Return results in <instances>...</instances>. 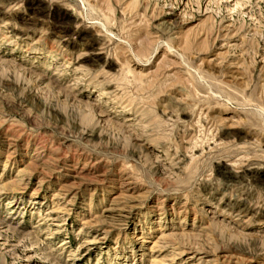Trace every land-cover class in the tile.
<instances>
[{"label":"rangeland","instance_id":"374dc122","mask_svg":"<svg viewBox=\"0 0 264 264\" xmlns=\"http://www.w3.org/2000/svg\"><path fill=\"white\" fill-rule=\"evenodd\" d=\"M0 264H264V0H0Z\"/></svg>","mask_w":264,"mask_h":264}]
</instances>
